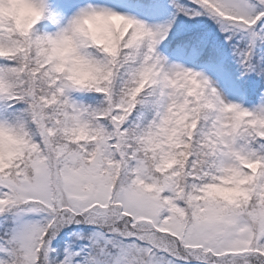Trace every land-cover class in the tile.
<instances>
[{
    "label": "snow or ice",
    "instance_id": "snow-or-ice-1",
    "mask_svg": "<svg viewBox=\"0 0 264 264\" xmlns=\"http://www.w3.org/2000/svg\"><path fill=\"white\" fill-rule=\"evenodd\" d=\"M11 2L27 18L23 29L0 21V264H264V104L224 103L199 73L165 70L154 46L168 26L87 4L36 35L43 0ZM174 6L245 33L250 70L264 0L255 11L244 0ZM89 17L95 34L77 33ZM72 34L99 69L90 83L51 56Z\"/></svg>",
    "mask_w": 264,
    "mask_h": 264
},
{
    "label": "trees",
    "instance_id": "trees-1",
    "mask_svg": "<svg viewBox=\"0 0 264 264\" xmlns=\"http://www.w3.org/2000/svg\"><path fill=\"white\" fill-rule=\"evenodd\" d=\"M135 2L136 0H125ZM152 0H139L143 6H148ZM170 13L166 18L167 34L160 43L166 55L180 50L185 59L197 67H217L224 72L231 82L244 94L247 101L257 102L258 96L264 92V39L258 48L251 46L249 53L250 70L246 71L241 65L242 53L248 50V38H243L239 31L222 32L220 26L207 15L196 17L179 13L174 6V0H166ZM188 0H175V3L186 4ZM250 0L248 7L258 5ZM44 12L43 18L34 26L36 35H46L44 30L51 19ZM170 25V26H169ZM256 32L264 33V27L257 26ZM230 36V39L226 37ZM89 51H93L89 49ZM251 55V56H250ZM75 94L78 92L74 91ZM87 98L102 99L98 94L87 92ZM86 98V99H87ZM88 102H91L90 100ZM59 237L52 241L56 247Z\"/></svg>",
    "mask_w": 264,
    "mask_h": 264
},
{
    "label": "rangeland",
    "instance_id": "rangeland-1",
    "mask_svg": "<svg viewBox=\"0 0 264 264\" xmlns=\"http://www.w3.org/2000/svg\"><path fill=\"white\" fill-rule=\"evenodd\" d=\"M249 1L250 0H244L247 5H249ZM166 2V0H152L148 6H143L139 3V0H136L135 2H126L125 0H43L45 14L47 12V17L51 19L46 25L44 32L46 35H54L56 32L66 27L68 22L78 13V11L87 4H102L115 11L130 15L154 29L157 27L163 28L165 26L166 18L170 13V8L166 5ZM253 3L258 5V0ZM186 4H188V1ZM253 7L254 6H251V9L254 11ZM241 35L243 38H248L243 32ZM262 41L263 39L257 38L252 45L253 48L259 49ZM154 47L155 55L161 59L162 66L165 70L173 66H179L180 68L190 69L199 73L202 78L208 81L209 88L215 89L216 95L224 103H236L247 109H256L264 104V92L258 96L256 103L247 101L241 90L231 82L228 76L222 72L220 68L194 66L189 59L183 57L180 50H177L171 55H166L160 40ZM247 62L250 65V59H248ZM70 96L75 100L87 98V94L80 92L75 94L74 91L70 93Z\"/></svg>",
    "mask_w": 264,
    "mask_h": 264
},
{
    "label": "clouds",
    "instance_id": "clouds-1",
    "mask_svg": "<svg viewBox=\"0 0 264 264\" xmlns=\"http://www.w3.org/2000/svg\"><path fill=\"white\" fill-rule=\"evenodd\" d=\"M26 18L27 16L21 7L12 3L11 0H5V2L0 3V21L14 20L16 27L23 29ZM96 26L94 17L83 19L77 25V33L94 35ZM75 38V34H72L55 40L51 47V56L73 83L87 84L97 78L99 69L93 62L75 54L73 43ZM182 87L187 88L193 94H196L199 89L195 79L190 77L184 78ZM240 185L241 182L236 180L234 186L238 195L241 194Z\"/></svg>",
    "mask_w": 264,
    "mask_h": 264
}]
</instances>
